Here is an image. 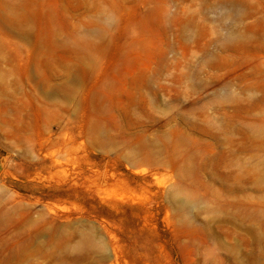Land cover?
<instances>
[{
	"label": "rangeland",
	"instance_id": "rangeland-1",
	"mask_svg": "<svg viewBox=\"0 0 264 264\" xmlns=\"http://www.w3.org/2000/svg\"><path fill=\"white\" fill-rule=\"evenodd\" d=\"M0 264H264V0H0Z\"/></svg>",
	"mask_w": 264,
	"mask_h": 264
}]
</instances>
